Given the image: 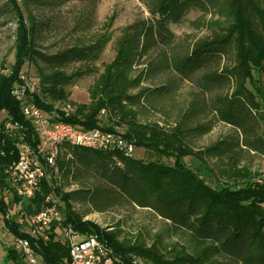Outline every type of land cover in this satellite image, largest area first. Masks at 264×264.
<instances>
[{
  "label": "trees",
  "instance_id": "16d2710c",
  "mask_svg": "<svg viewBox=\"0 0 264 264\" xmlns=\"http://www.w3.org/2000/svg\"><path fill=\"white\" fill-rule=\"evenodd\" d=\"M139 1L150 16L123 29L116 58L90 88V103L69 100L68 85L83 73H67L65 68L97 56L108 38L101 35L89 45L75 44L44 53L33 41L35 26H22L18 59L9 73H0V214L4 215V225L15 235L27 236L23 229L28 216L54 193L61 196L66 222L97 237L123 264H139L133 256L153 264H264V179L233 178L230 184L217 180L210 184L206 177L210 178L211 172L200 155L192 157L191 166L185 159L192 150L188 137L206 134L212 128L188 126L203 113L231 125L245 148L264 154V0ZM96 5L88 3L82 23L92 24ZM0 10L13 13L24 24L21 4L16 0L3 3ZM194 10L205 14L222 10L229 22L213 27L209 35L195 41H179L171 25L181 23ZM153 46L157 47L155 57L134 76L138 59ZM28 55L38 69L39 87L32 99L38 106L49 113L56 110L57 119L119 133L127 143L151 156L140 158L125 148L99 150L64 143L57 161L59 176L44 178L31 199L34 208L25 207L22 198L6 190L10 188L6 170L18 160L17 142L33 148L39 144L34 124L13 93ZM144 82L155 86H142ZM182 82L189 83L196 96L173 131L138 122L141 106L171 97ZM132 88L137 91L130 93ZM58 102H70L76 108L67 114ZM103 110H112L126 131L107 127L100 117ZM221 144L214 143L203 153L221 158L235 146L233 141ZM162 157L172 161L165 162ZM71 185L78 187L64 189ZM78 204L87 208L79 211ZM124 204L151 209L171 229L189 233L197 243L207 244V249L191 254L183 251L179 257L164 260L144 246L119 242L114 231L85 218L90 212H105ZM37 249L46 264H65L69 257V246L61 237L39 239ZM212 256L216 258L210 260ZM7 259L23 264L12 247Z\"/></svg>",
  "mask_w": 264,
  "mask_h": 264
},
{
  "label": "rangeland",
  "instance_id": "374dc122",
  "mask_svg": "<svg viewBox=\"0 0 264 264\" xmlns=\"http://www.w3.org/2000/svg\"><path fill=\"white\" fill-rule=\"evenodd\" d=\"M9 0H0V7ZM21 4L24 24L13 13L0 10V73H9L10 68L18 59L22 26L31 29L35 26L33 41L36 48L44 53H55L75 44L89 45L97 37L104 35L108 41L94 58L72 62L65 68L67 73L82 71L83 75L76 78L67 89L69 100L75 104L90 103V88L104 72L107 64L111 63L117 55L120 47L123 29L135 22L150 16L146 6L139 0H16ZM52 3V4H51ZM88 3H97L93 11L92 24L88 26L82 23L81 17L87 12ZM81 20V21H80ZM229 17L222 10H214L211 13H203L197 10L191 11L179 24H172L171 29L177 35L179 41H195L210 34L213 27L226 25ZM157 47L153 46L138 59L132 74L136 76L146 68L155 57ZM31 55L22 62L21 72L26 70ZM36 68L37 64L35 63ZM38 72V69H37ZM172 76H174L172 74ZM159 83V78L156 80ZM142 86H155L150 82L142 83ZM137 89H131L135 93ZM196 93L187 82H182L181 88L171 97L153 104L145 103L140 108L137 116L139 123H150L159 128L171 132L180 124L186 113L190 101ZM59 109L64 111L67 107L68 114L75 110L70 102L57 103ZM102 122L113 130L124 133L126 127L119 124L118 117L112 110H103L100 115ZM197 124L211 125V130L200 136H190L187 139L191 147V154L185 159L191 166L192 157H201V162L210 172L208 183L219 181L230 184L233 178H246L251 180L264 179V154L245 148L241 142V135L231 125L219 121L214 115L201 114L197 120L188 122L189 127ZM233 141V151L221 158L207 156L203 153L208 146L222 142L221 146ZM132 153L140 158L147 159L151 155L144 152L143 148L133 146ZM197 154V155H196ZM155 155V154H154ZM153 155V157H154ZM156 158V156L154 157ZM165 162H171L170 158L162 157ZM77 185L65 186V190L77 188ZM4 194H6L4 192ZM87 207L76 205L77 210ZM86 219L94 221L102 228L116 233L119 242L127 245H141L162 255V259L171 260L179 257L182 252L194 253L207 249V244L197 243L187 232L171 229L168 222L162 219L154 211L148 208L124 204L105 212H90ZM3 219L0 218V264H12L7 259V251L12 247V235H8L4 229ZM215 259V256L210 257ZM139 264H153L141 257L133 256Z\"/></svg>",
  "mask_w": 264,
  "mask_h": 264
},
{
  "label": "built area",
  "instance_id": "2783aa9c",
  "mask_svg": "<svg viewBox=\"0 0 264 264\" xmlns=\"http://www.w3.org/2000/svg\"><path fill=\"white\" fill-rule=\"evenodd\" d=\"M19 78L13 93L21 102L25 116L34 124L39 144L33 148L27 143L17 142L19 157L6 170L10 187L6 190L22 198L25 207L34 208L31 199L40 189L44 178L48 175L59 176L57 161L64 143L99 150L125 148L132 153L134 145L127 143L121 134L101 128L89 129L57 119L56 110L49 113L38 106L32 100L39 87L37 68L32 60ZM63 110L68 114L67 107ZM0 218L4 220V215L0 214ZM3 227L6 234L12 235V248L20 254L23 264H46L37 249L38 240L53 236L63 238L69 246V257L64 260L65 264H123L97 237L82 233L66 222L61 196L54 193L47 195L45 203L28 216L23 229L27 236L15 235L8 227Z\"/></svg>",
  "mask_w": 264,
  "mask_h": 264
}]
</instances>
